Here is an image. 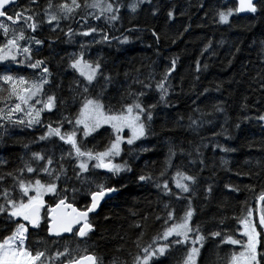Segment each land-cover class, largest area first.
<instances>
[{"label": "snow or ice", "instance_id": "snow-or-ice-1", "mask_svg": "<svg viewBox=\"0 0 264 264\" xmlns=\"http://www.w3.org/2000/svg\"><path fill=\"white\" fill-rule=\"evenodd\" d=\"M143 5L150 6L153 17L160 11L153 6V0H128L127 4L125 0H44L43 4L41 0H28L24 6L18 0H0V146L7 148L9 141H15L23 149L16 161L0 156V225L7 229L0 236V264H211L202 253L210 240L215 241L218 260L222 259L221 246H232L225 264H264V160L258 158L254 164L249 160L247 171H234L226 156H221L218 170L255 182H225L222 187L226 191L218 196L217 165H209L205 158L209 146L214 152H235L216 137L231 140L233 130L242 131L241 123L252 119L264 128V112L238 118L231 130L225 126L228 116L224 101L213 102L212 111H204L193 100L195 115L173 117L157 110L176 107L171 97L176 95L172 74L177 58L173 57L159 74L154 69L147 74L140 69L135 70V75L125 72V82H131L121 91L103 57L92 58L89 54L94 44L111 45L116 40L126 45L131 41L128 35H110L104 27L89 24L90 20L116 29L117 24L123 27L122 9L126 8L134 18ZM189 6L205 8L203 0L196 5L189 0ZM239 13L249 14L252 22L264 20V0H238L235 8H218L212 19L226 25L231 16ZM188 14L187 10L179 13ZM167 18L168 22L176 19L175 4H170ZM45 25L49 33L56 35H38ZM190 28V23L185 25L172 43ZM148 30L158 45L160 33ZM125 31L142 29L130 27ZM77 37L92 39L77 41ZM57 42L78 44L79 48L59 55L54 47ZM45 47L48 55L43 54ZM210 49L211 41L201 54ZM240 51V46H235L233 58ZM57 55L58 63L66 61L65 70L74 74L67 97L57 94L63 81L56 78L50 64ZM211 55H215L214 50ZM258 57L261 67L251 79L258 81L259 91L264 94V39L259 41ZM228 64L231 66L232 61ZM196 67L197 72L201 71L199 61ZM203 67L207 69L208 64ZM223 83H216L217 92L222 91ZM110 88L115 92L110 94ZM208 92L206 88L197 93L196 99ZM153 93L156 98L149 99ZM241 108L247 110V103ZM217 114L223 116L221 130L213 131L211 137L203 135L206 125L215 128L220 119ZM178 130L192 137L187 147L184 140L177 142L176 137L165 135ZM18 132L39 134L24 142ZM152 140L165 146L161 167L157 172L146 164L136 180L157 190L159 209L154 220L160 222V227L146 241L149 214L132 221L130 227L140 231L131 240L135 251H127L130 259L117 255L126 250L123 235L119 238L124 243L114 250L117 254L109 256L99 251L94 239L100 227L98 221L101 216L103 220L111 219L102 215L104 206L122 194L127 186L124 176L133 171V163L142 154L155 151L156 144L148 143ZM259 150L264 151V145ZM10 163L12 167H8ZM206 171L210 173L207 176ZM258 185V208L248 206L246 199L239 200L241 192L255 193ZM230 194L241 205L239 212L231 215L226 211ZM196 200L204 201L199 212L211 207L219 211V215L214 212L209 217L216 222V228L205 231L199 222H194L198 215ZM176 202H182L179 211ZM129 211L134 217L138 215L135 210ZM229 220H234L236 227L228 226ZM100 239L105 237L101 235ZM177 249L183 253L180 259L172 254Z\"/></svg>", "mask_w": 264, "mask_h": 264}, {"label": "trees", "instance_id": "trees-1", "mask_svg": "<svg viewBox=\"0 0 264 264\" xmlns=\"http://www.w3.org/2000/svg\"><path fill=\"white\" fill-rule=\"evenodd\" d=\"M21 6L27 4L28 0H19ZM128 0H125L127 4ZM199 0H191L192 5H196ZM44 3V0H41ZM205 8L200 9L198 7H190L189 0H153V6L159 7L160 11L157 16L153 17L149 11V5H143L141 11L133 15L122 9V25L117 24L116 29H109L107 25H103L100 21H89V24H95L104 27L110 35L121 36L128 35L131 37L129 44L120 45L116 40H113L111 45L107 44H94L89 49V54L92 58L103 57L106 62L107 71L111 72L116 77V86L123 91L127 87V81L125 82V72H129L132 75L136 74V69H140L142 74H147L151 70H155L157 74L162 73L166 66L169 65L173 57L177 58V68L172 74V83L175 87L176 95L171 99L174 101L176 107L171 109H158L157 111H163L170 113L175 117L178 114L183 115L185 118L192 113V109L196 106L192 103L196 100L204 111H212V103L224 101L226 114L228 116V123L225 125L231 130V126L237 122L238 118H243L245 115L254 117L264 112V94L259 91V83L253 82L252 76L256 75L261 65L259 63V41L264 39V20H257L252 22L248 16H239L234 14L229 18V24H219L213 22V16L218 8H235L237 7L235 0H203ZM170 4L176 5V19L172 22H168L167 11ZM188 15L181 16L179 13L185 11ZM207 12V17H205ZM1 18L0 20H2ZM191 24V28L188 32L183 34L181 39L172 43V38L178 33L183 32V28L187 24ZM74 28H78L79 25L73 24ZM87 27V26H85ZM130 27H139L142 31L127 32L125 31ZM48 26H44V31L38 33L41 37L49 35H56L47 31ZM148 29H155L161 35L159 44L155 42V38L151 35V31ZM61 34V41H63ZM77 41H89L92 37H77ZM212 42V49L209 52L202 53L204 46L209 42ZM151 45V47H149ZM239 45L241 48L235 58L232 56L235 46ZM56 52L59 55H65L72 51H76L79 48L78 44L70 45L62 42H57L54 46ZM215 51V55H211L212 51ZM159 53V55L157 54ZM44 55H48V49L45 47L43 50ZM59 55L55 59H51L50 64L52 70L57 73V79L63 81V88L57 90L58 95L67 97L69 95L67 89L73 79L74 74L71 70H65L66 61L63 64L58 63ZM231 60L232 64L229 66L228 61ZM197 61L200 62L201 71L197 72ZM154 62V63H153ZM251 62V63H249ZM207 63L208 68L204 69L203 65ZM246 65V67H245ZM30 72L31 70H27ZM199 77V79H197ZM159 79V75H157ZM223 83V89L221 92L215 90L216 83ZM228 81H231L229 83ZM123 86V87H121ZM133 85V88H136ZM209 89V92L205 96H201L198 100L196 94L202 92L204 89ZM115 89L110 88L109 93H114ZM245 97L248 99L245 100ZM155 93H153L149 99H155ZM259 101V103H257ZM247 103V110H242L241 105ZM217 120L215 128L211 125H206L202 129V134L211 137L213 131H220V125L224 123L223 116ZM212 119V117H208ZM159 121H157V130ZM240 132L233 130V138L231 140H225L223 136H217L216 139L220 143L231 146L236 149L235 152L221 153L217 149L215 152L211 146L205 149V158L209 165L215 163L217 165V175L215 177L217 185V194L225 192L222 185L225 182L240 183L242 180L245 183L255 181H248L246 178L233 175L230 172L218 170L220 157L226 156L230 161L228 165L234 171H247L249 165L246 163L251 160L253 164L259 158L264 160V151L259 150L264 145V128L261 127V122L252 119L247 122L241 123ZM24 142L31 139L33 135L39 133L30 132H18L17 133ZM165 135H172L177 138V142L184 140V146L187 147V140L192 139L189 133L183 130H178L174 133H165ZM148 143L156 144L155 140ZM9 147L5 148L0 146V156H10L13 161H16L17 157L23 152L22 147L15 141H9ZM33 148H39V145H33ZM165 146L163 144H156L154 152H147L140 156L138 160L133 163V171L124 176L123 183L127 186L123 188L122 194H119L117 198L110 201L107 206L103 208V214H107L111 217L109 220H103L102 216L98 221L100 227L98 228L94 239L99 244V251L106 253L107 255L117 254L115 253V247L124 243L120 240L119 236H125L127 244L124 252L118 253L127 259V251H135L134 245L131 243L132 239H135L136 234L140 231L130 227L132 221L139 219L145 214H149V227L145 235V240H149L152 235L160 227V222L154 220L155 212L158 211L159 206L156 203L158 199L157 190L149 183L141 184L136 180V176L141 173L142 169H145L147 164L149 168H155L158 172L161 167V161L164 159ZM180 160V157H177ZM153 162L154 165H153ZM185 163L187 161L185 160ZM10 163L8 167H12ZM209 172H205L204 175H209ZM261 190L258 185L256 192H241L239 194V200H247L248 206L257 208L255 195ZM203 188H201V193ZM167 199V198H165ZM46 200H51V197H46ZM182 202H176L179 211L180 204ZM204 203L203 200H196L194 204L198 207V215L194 217V222H199L205 231L216 228V222L210 220L209 217L212 213L219 211L215 207H211L204 212H199V205ZM241 205L230 194V207L226 209L229 215L233 212L238 213ZM130 209L137 211V216L130 214ZM256 215V213H254ZM257 216V215H256ZM228 226L236 227L234 220L227 222ZM7 231L2 225H0V236ZM119 234V235H117ZM103 235L105 239H100ZM116 238L113 239L112 237ZM218 239V238H217ZM215 241L210 240L205 249L202 250L204 255L209 257L211 264H225L228 251L232 248L230 245H222L220 248V257L217 259L215 255ZM173 256L177 259L182 257V250L177 249L174 251Z\"/></svg>", "mask_w": 264, "mask_h": 264}, {"label": "water", "instance_id": "water-1", "mask_svg": "<svg viewBox=\"0 0 264 264\" xmlns=\"http://www.w3.org/2000/svg\"><path fill=\"white\" fill-rule=\"evenodd\" d=\"M19 1V0H18ZM227 1V0H226ZM236 1V5L238 6V0H235ZM239 16H248L249 14H245V13H239L238 14ZM1 19V18H0ZM257 208H258V205H257ZM256 215H257V217H258V212H256ZM66 235H68V234H66Z\"/></svg>", "mask_w": 264, "mask_h": 264}, {"label": "rangeland", "instance_id": "rangeland-1", "mask_svg": "<svg viewBox=\"0 0 264 264\" xmlns=\"http://www.w3.org/2000/svg\"><path fill=\"white\" fill-rule=\"evenodd\" d=\"M127 131V130H126Z\"/></svg>", "mask_w": 264, "mask_h": 264}]
</instances>
